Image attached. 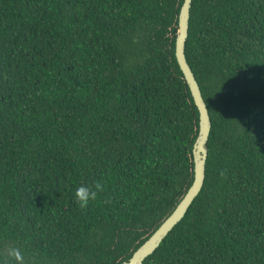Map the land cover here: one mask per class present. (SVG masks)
Returning <instances> with one entry per match:
<instances>
[{"label":"trees","instance_id":"trees-1","mask_svg":"<svg viewBox=\"0 0 264 264\" xmlns=\"http://www.w3.org/2000/svg\"><path fill=\"white\" fill-rule=\"evenodd\" d=\"M184 2L0 0V264H124L176 210L200 131ZM189 26L206 179L144 264H264V0H193Z\"/></svg>","mask_w":264,"mask_h":264},{"label":"water","instance_id":"water-1","mask_svg":"<svg viewBox=\"0 0 264 264\" xmlns=\"http://www.w3.org/2000/svg\"><path fill=\"white\" fill-rule=\"evenodd\" d=\"M193 0H185L179 18V31L176 42V57L178 64L189 85L195 104L200 114V131L193 149L194 182L183 200L172 215L159 229L134 253L129 262L124 264H144L153 255L173 229L184 219L188 210L200 195L206 179V165L208 159V142L212 129V122L207 104L203 98L201 88L186 58V43L189 37V24Z\"/></svg>","mask_w":264,"mask_h":264},{"label":"clouds","instance_id":"clouds-1","mask_svg":"<svg viewBox=\"0 0 264 264\" xmlns=\"http://www.w3.org/2000/svg\"><path fill=\"white\" fill-rule=\"evenodd\" d=\"M101 190V185L96 184L95 189L90 187L81 186L76 190L75 199L81 207H87L90 201L96 199L98 192ZM14 255L17 259H20L19 250L14 251Z\"/></svg>","mask_w":264,"mask_h":264}]
</instances>
